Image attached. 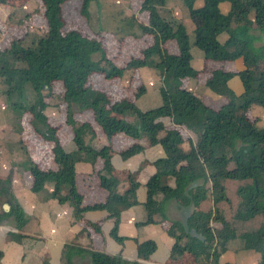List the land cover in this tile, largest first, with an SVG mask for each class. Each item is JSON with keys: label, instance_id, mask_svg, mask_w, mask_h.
<instances>
[{"label": "trees", "instance_id": "trees-1", "mask_svg": "<svg viewBox=\"0 0 264 264\" xmlns=\"http://www.w3.org/2000/svg\"><path fill=\"white\" fill-rule=\"evenodd\" d=\"M66 1L69 0L60 2ZM93 1H80L79 14L85 19L89 17L88 6ZM220 1L222 0H204L203 10L213 20L215 12L209 11V8L213 9L211 4L215 6ZM60 2L52 4L55 7L46 13V30L41 50L47 61L58 60L64 69L60 78L61 99L65 103L66 125L73 134L75 150L70 154H62L58 146H53L51 151L55 167L52 170L28 165L26 169L30 176L31 192H39L46 183H50L53 188L50 196L57 200L60 197V202L64 201L71 206L74 220H80L83 213L95 208L82 209L83 197L74 186V175L66 171L73 161L95 163L99 160L101 166L97 173L98 186L106 193L103 201L95 204L96 210L105 211L106 218L113 221L108 232L109 237L117 243L122 242L117 236L118 219L121 211L135 205V190L129 187L133 178L128 175L126 181L129 185L119 192L121 184L110 164L113 154L111 145L95 149L89 142L84 141L85 135L92 138L95 134L87 123L75 125L69 113L70 106L75 105L81 111L91 112L95 124L108 142L117 135L132 140L128 150L121 152L122 157L139 152L140 147L133 144L142 138L149 145L161 147L163 157L151 163L153 173L143 184L145 199L142 207L145 220L140 225L155 223L154 216L159 217V224L164 223L165 206L171 200L183 207H192L184 224L175 221L164 227L167 236L173 239L167 264L185 254L191 256L192 264H219V256L226 251L228 243L236 239L241 249L258 253L259 264H264V130L258 131L244 115L252 105L260 107L264 113V75H259L255 68L264 51V44L254 46L257 38L247 33L249 28L261 27L260 14L257 13L260 8H256V19L253 21L249 20L244 10L228 13L223 20L226 32L232 34L238 29L234 38L238 45L237 53L233 55L231 52L230 57L238 55L241 58L244 69L240 75L244 91L237 98L227 85L230 74L220 73L213 76L206 85L224 103L218 109H211L183 87V81L194 80L199 72L190 65L189 50L179 45L175 53L163 49L166 41L175 39L168 24L158 23L148 47L140 51V56L129 59L124 67L119 68L104 56L98 42L89 40L74 30L61 32L63 24L55 18V15L60 17ZM255 2L260 4L261 0H251L250 4ZM150 8L148 0L141 1L140 10ZM51 10L56 14H52ZM201 23L203 35L209 34L204 22ZM97 53L99 58L92 60L91 56ZM151 57L156 59L151 60ZM143 67H156L160 72V86L157 88L159 103L151 108L140 110L134 102L126 99L110 101L105 93L86 88L91 76H101L105 80L120 79L125 71ZM12 68L10 65L0 66L2 95L11 102L13 109L31 112L35 121L45 128L41 134L58 145L54 129L46 125L45 117L35 109L37 104L41 107L42 103L36 99L37 101L26 107L22 102L13 100V94L18 96L17 99L23 96L21 83L25 74L16 70L17 75H22V78H16ZM30 79L31 86L36 91L45 84L37 76H31ZM40 97L37 92V98ZM126 117H130L131 121H127ZM183 143H187V151L181 149ZM167 179L172 180V187L167 184ZM226 182L236 184L234 195L238 201L237 208L226 197ZM7 183V179L2 182L5 185ZM65 186L68 188L64 196H59ZM207 196L211 198L212 208L200 211L198 207ZM220 203L228 206L230 219L218 208ZM15 213L0 214V223ZM21 219L19 215L17 221L20 222L17 223H21ZM237 222L243 225L251 222L255 227H243L237 233L234 228V223ZM212 224H219L220 227L216 229ZM88 225L99 232L97 223ZM20 228L21 225L16 226V229ZM10 238L19 242L23 236L10 234ZM154 251L155 243L151 240L135 242V256L140 260H146ZM75 257H87L88 264H131L117 255L64 244L60 254L61 264H74Z\"/></svg>", "mask_w": 264, "mask_h": 264}, {"label": "rangeland", "instance_id": "rangeland-1", "mask_svg": "<svg viewBox=\"0 0 264 264\" xmlns=\"http://www.w3.org/2000/svg\"><path fill=\"white\" fill-rule=\"evenodd\" d=\"M58 1L61 0H0V66L10 65L13 67L15 69L12 68L14 75L19 79L22 78V75L21 73L17 75L16 70L23 71L25 74L21 83L22 98L17 99L18 96L15 94L12 98L22 102L26 107L39 100L43 106L40 104V107L37 104L35 109L45 117L46 125L54 129L55 138L58 141V145H55L41 134L45 128L35 121L31 112L24 109H13L11 102L2 95V84H0V195H2L0 197V211H6L5 213L16 212L7 217L8 222L15 228L19 225L21 228L26 227L25 230L28 232H31L37 224L44 225L49 231L54 230V223H58L57 220L60 219L58 209L60 211L70 210V213L66 211L67 213L63 214L62 217L65 219L66 225H69L71 220L73 223L85 224L84 218L87 212H102L104 216L101 222L104 225L110 221L106 218L105 211L96 210L95 204L103 200L100 201L101 199L93 196L105 195L106 193L98 186L97 173L101 166L99 160L95 163H87L82 160L73 161L66 171L73 173L74 186L82 197L84 196L81 201L82 209L95 208L93 211L83 213L80 220H74L70 205L64 201L60 202V197L57 200L50 196L53 189L50 183H46L39 192L32 193L30 190V176L26 169L28 165L33 164L42 170H52L55 167L51 151L53 146H58L62 154H70L75 150L72 142L73 134L70 127L66 125L65 103L61 99L60 78L64 69L59 65L58 60L47 61V57L42 56L41 50L42 38L46 30V13L52 7L54 8L55 5L52 4H56ZM80 1L60 2V17L55 15L54 11H50L63 24L61 32L74 30L87 39L98 42L104 56L119 68L124 67L129 59L140 56V51L148 47L151 43L152 32L155 31L158 23L168 24L175 35V39L166 41L162 46L164 50L176 52L179 45L188 49L193 55L200 53L203 60L214 63L208 69L201 68L193 80L198 85H203L202 92L192 90L188 86L189 80L183 81L184 89L193 93L203 105L211 109H216L221 104V98L210 91L206 85V82L208 83L213 76L226 73L231 75L227 83L232 79L237 80L240 92L237 98L244 91L243 79L240 75L242 70L239 71L234 63L241 58L238 55L230 57L231 52L233 55L237 53L238 45L234 38L238 29L232 34L226 32L223 21L226 15L244 10L248 14L249 20L253 21L256 19V8L259 7L257 13L260 14L259 23L261 27L249 28L247 33L257 38L254 46L259 47L264 44V0H261L260 4L251 3L252 5L250 4L251 0H236L239 1L237 3L231 0H222L217 2L215 6L211 4V7L214 8H209V11L214 10L215 20L208 16L206 10H203L204 0H148L151 5L149 10H140L142 0H94L88 6V19L79 14ZM200 3L201 5H199ZM218 5H224V10H221ZM201 22H204L210 32L209 34L203 35ZM98 58L99 53L91 56L92 60ZM155 59L156 57H151V60ZM255 68L259 75H264V51L255 64ZM31 76H37L45 83L38 91L31 86ZM203 76L206 77V81L201 83L199 81ZM159 86L160 72L158 68L143 67L125 71L120 79L105 80L101 76H91L86 88L105 93L110 101L126 99L134 102L138 109L145 110L147 109L146 106H149L146 98L151 99L155 93L157 94ZM37 92L41 95L39 99ZM136 93H138L137 96H135ZM145 95L146 98H142ZM256 108V105H252L244 115L252 121L258 131H261L264 130V126L258 127L257 125L260 119L257 114L260 115V112L255 115L253 109ZM69 111L76 126L81 123H87L91 126L95 135L92 138L85 135V142H89L95 149L100 146L111 145L95 124L90 111H81L75 105H71ZM125 119L131 121L130 117ZM122 137L124 136L122 135ZM126 139L132 141L129 138ZM139 141H143V138ZM119 143L121 141L118 144L114 142L113 147L110 148L113 153L110 164L115 170V177L120 181L121 185L118 190L121 192L123 187L128 186L129 183L127 184L125 179L119 178L116 173L118 169L116 168L117 160L115 158L117 156L115 155L123 159L126 158L122 157V151H118L120 149L117 150L118 152L114 150L116 144L119 145ZM135 143L137 142L135 141ZM130 166L133 169L129 175L133 178V182L129 187H132L135 190V195H137L144 188L139 177L146 171L147 167L150 169L151 165L149 163L138 167L131 163ZM6 179L7 185L2 184ZM67 188L65 186L64 191L59 196H64ZM86 195L92 196L87 198ZM135 201L134 206L139 205L137 199ZM19 215L22 217V224L17 223L20 222L17 221ZM83 229H86L87 232L82 231L80 234L85 237L87 233L91 234L92 237L99 236V233L89 225L83 226ZM14 242L20 245L21 241ZM34 253L32 254L34 255ZM185 256L191 257L187 254ZM31 258L34 259L35 257ZM79 264L84 263L80 261Z\"/></svg>", "mask_w": 264, "mask_h": 264}, {"label": "crops", "instance_id": "crops-1", "mask_svg": "<svg viewBox=\"0 0 264 264\" xmlns=\"http://www.w3.org/2000/svg\"><path fill=\"white\" fill-rule=\"evenodd\" d=\"M201 3L199 5H201ZM218 6L221 8V10H224L225 8L224 5ZM221 40H223V37H221ZM189 53L191 55L190 65L196 71L201 70V68L208 69L212 66L211 64H214L211 61L203 60V56L200 53L194 55L191 52ZM234 63L239 71L244 69L241 60L238 59ZM205 81L206 77L203 76L199 82L203 83ZM237 83V80L234 79L227 83L228 87L234 92L236 96H238L240 93L238 88L239 83ZM188 86L192 90L194 89L196 92H202L203 89V85H198L197 82H193V80H189ZM146 95L142 98H146ZM146 102L147 105H149L146 106L147 109L155 106L159 103L158 95L155 93L151 99L146 98ZM223 103L224 100L221 98V104L217 106L216 109H218ZM256 107V109H253L255 111V115L256 113L260 112V115L257 114L260 118L257 125L258 127H262L264 126V113L260 107ZM119 141H121V143L117 145ZM114 142L117 143L114 149L116 152H124L128 150V147L132 144L130 140L122 137V135H117L111 139V147H113ZM136 142L137 143H134L133 145L140 147V151L138 153L134 154L133 156L131 155V157H126L125 159L115 155L118 158H115V160H117L116 168L118 169L116 173L121 179L127 180L129 173L133 169L130 166L131 163H134L138 167L141 165H148L149 163L151 165L154 160L163 157V151L159 145H149L146 139H143V141L138 140ZM181 149L183 151H187V143H183L181 145ZM148 169L149 168L147 167L146 171L139 177V180L141 179L143 184L145 180L153 173L152 166H150L149 170ZM113 172H115V170H113ZM167 184L172 187V180L167 179ZM235 186L236 184L234 182H226L225 193L232 206L237 208L236 205L238 201L234 195ZM1 196L2 195H0V197ZM86 196L87 198H91L92 195ZM93 196L101 199L100 201H102L105 197L104 194ZM135 198L137 199L139 205L125 209L119 214L117 236L122 239L121 243L115 242L110 237L108 238V232L112 227L113 221L110 219V221H108V223L106 222L105 225L102 224L101 221H103L104 216L102 212L85 213L84 219L86 221V225L97 223L99 236L96 235L94 237H92L89 233H87L86 237L83 234H80L82 231L87 232L86 229H83V226L86 227L85 224L82 225L81 223H73L72 220L69 221V219V225L65 224L66 221L62 218L63 214H66L67 212L70 213V210H57L60 215L58 216L60 219L57 220L58 223H54L53 226L55 229L50 231L42 224H37V226H35L31 232L26 231V227L17 230L15 226L9 223L6 218L0 223V264H61L60 254L64 244L75 245L83 249L98 251L108 255H117L124 262L131 264H167V256L173 244V239L167 236L164 231V227H166L167 224L175 221L184 224L192 211V207H183L177 202L171 200L167 202L165 206L166 220L164 223L159 224V217L154 216L153 220L155 223L140 225V223L145 220V211L142 207V203L145 199L144 189L139 191L137 195H135ZM210 208H212V202L211 198L207 196V199L200 204L198 209L200 211H206ZM218 208L223 212L224 216H227L226 218L230 219L231 214L227 213L228 206L225 203L218 204ZM5 212L6 211H0V214ZM247 224L243 225L241 222H237L234 223V228L236 232L239 233L241 230H243V227H255L251 222ZM212 226L216 229L220 227L219 224H212ZM66 232L68 233L66 234ZM18 233L23 236V238L20 240V245L10 238V234ZM77 234L78 236H76ZM145 240H151L155 243V251L146 260H140L135 256V242H142ZM33 252H35L34 255L32 254ZM31 257L35 258L33 259ZM259 260L260 256L258 253L251 250L241 249L240 243L236 239L228 243L226 251L219 256L218 263L259 264ZM80 261H83L84 264H88L87 257H75L73 259L74 264H79ZM170 264H192V262L189 256L184 255L176 260H173L170 262Z\"/></svg>", "mask_w": 264, "mask_h": 264}]
</instances>
